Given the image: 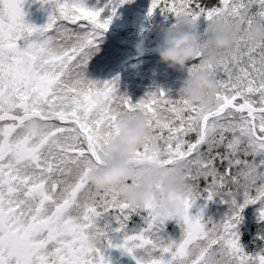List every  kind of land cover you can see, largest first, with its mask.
Instances as JSON below:
<instances>
[{
	"label": "snow or ice",
	"instance_id": "obj_1",
	"mask_svg": "<svg viewBox=\"0 0 264 264\" xmlns=\"http://www.w3.org/2000/svg\"><path fill=\"white\" fill-rule=\"evenodd\" d=\"M37 2L52 10L40 28L25 23V0H0V264H110L105 253L113 248L135 264H264V251L247 253L238 232L248 205L260 203L264 221V43L254 46L242 34L215 67L202 62L211 22L229 12L246 31L264 20V0H219L211 9L200 0H152L149 17L159 9L175 19H204L200 58L188 72L204 71L218 85L210 110L162 89L133 103L119 92V77L88 79L111 17L87 0ZM129 2L109 0L112 16ZM138 112L148 122L146 143L155 136L168 154L162 164L188 166L179 241L167 235L168 220L152 202L133 208L118 189L87 182L103 166L115 125ZM137 156L146 153L138 149ZM217 198L231 212L223 222L189 214L197 201L207 207ZM133 216L137 227H130Z\"/></svg>",
	"mask_w": 264,
	"mask_h": 264
},
{
	"label": "clouds",
	"instance_id": "obj_2",
	"mask_svg": "<svg viewBox=\"0 0 264 264\" xmlns=\"http://www.w3.org/2000/svg\"><path fill=\"white\" fill-rule=\"evenodd\" d=\"M160 43L152 49L159 61L168 69L184 71L190 62L200 58L202 36L199 23L187 16L175 19V26L158 28ZM208 40L204 43L205 65L216 66L221 53H227L235 45L236 37L244 38L254 46L264 43V20L257 19L246 31L241 23L230 18L229 12H222L206 29ZM146 39L141 37L136 44L137 54L143 55ZM219 91L215 80L206 72L189 74L176 92L177 98L198 103L210 110ZM29 129L37 135L40 129L30 122ZM116 139L108 142L102 149L103 166L93 169L87 182L94 189H118V196L133 208H143L152 202L158 215L168 221H178L184 212V196L188 184V166L182 160L165 167L162 161L168 159L159 139L153 136L150 143L148 122L143 113L121 119L114 128ZM138 149L146 153L138 157ZM196 160V164H200ZM139 177L137 180L136 178Z\"/></svg>",
	"mask_w": 264,
	"mask_h": 264
},
{
	"label": "trees",
	"instance_id": "obj_3",
	"mask_svg": "<svg viewBox=\"0 0 264 264\" xmlns=\"http://www.w3.org/2000/svg\"><path fill=\"white\" fill-rule=\"evenodd\" d=\"M89 2L90 8L103 9V18L112 16V7L108 6L109 0H89ZM151 3L152 0H131V2L117 7L121 8L118 9L124 15L130 14L133 9L141 10L148 15ZM200 3L207 9L216 6L212 3V0H200ZM174 24L175 17L165 16L157 9L153 16L149 17L148 34L161 35L158 28H168ZM199 25L200 31L203 32L206 26L203 18L199 21ZM126 32V29L113 32L108 27L101 40L98 41V50H94L88 62L86 68L87 78L103 83L119 77V92L126 94L133 103L156 89L164 90L173 99L177 98L176 92L188 77V68L193 62H190L188 68L184 71L168 69L166 65L159 61V57L153 53L152 49H144L143 55L137 54L133 38ZM121 38L130 42V46L126 45V49L134 52L132 58H119L117 53L112 52V46H119ZM122 47L124 48L123 45ZM121 62L123 63L121 64ZM191 138L194 139L195 137L192 136ZM220 170L223 171V168L221 167Z\"/></svg>",
	"mask_w": 264,
	"mask_h": 264
},
{
	"label": "flooded vegetation",
	"instance_id": "obj_4",
	"mask_svg": "<svg viewBox=\"0 0 264 264\" xmlns=\"http://www.w3.org/2000/svg\"><path fill=\"white\" fill-rule=\"evenodd\" d=\"M36 5L37 0H25V3L23 5L25 23L33 25L35 27L38 25H36L35 21L38 19V15L40 14L34 10L36 8ZM42 22V24H44L46 23V20ZM81 23L86 22L81 21ZM71 26L74 27V25ZM218 167H220L219 164ZM200 186L201 188H203V180L200 181ZM241 196L242 195L236 197L237 207L243 204V197L240 198ZM203 204V200L197 201V206L190 209L189 214L191 216H196L201 211H203L205 219H211L214 223H221L225 220L226 217H229L231 215L228 205L221 203L218 198L213 202L207 203V207H203ZM260 209L261 204L257 203L255 205H248L247 207L243 208V212H240V216L242 217L241 222L238 225L240 244L241 247L250 254L264 251V239H261V237H264V221L259 219ZM140 224V218L138 216H133L132 220L130 221V227H137ZM165 232L173 240L179 241L182 234L181 225L177 221H167L165 224ZM105 256L109 259L110 264H135L131 257L122 254L115 248L109 249L105 253Z\"/></svg>",
	"mask_w": 264,
	"mask_h": 264
},
{
	"label": "rangeland",
	"instance_id": "obj_5",
	"mask_svg": "<svg viewBox=\"0 0 264 264\" xmlns=\"http://www.w3.org/2000/svg\"><path fill=\"white\" fill-rule=\"evenodd\" d=\"M89 3H90L89 0H87V5ZM212 3H214V5L216 4V6L213 7L219 6V0H212ZM88 7L90 6L88 5ZM118 8L121 9L120 7H117L115 9V13H116L115 16H111V24L109 25V29L111 31L117 32V31H124V29H126L127 30L126 33L130 35L131 38H133L135 48L138 40L141 37H144L146 39L145 49H153L156 47L157 44L160 43L161 35L148 34L149 17L145 12L141 10L133 9L130 14L124 15V13L120 12ZM34 10L37 13L41 14L38 15V19L35 21L36 25L38 24L36 27L37 28L44 27L48 22V18L51 14L52 11L51 6L42 5L39 2H37L36 8ZM45 20L46 23L42 24L43 23L42 21ZM122 45L124 46V48L122 47L123 49L121 48ZM126 45L130 46V42L125 41L124 38H121L119 42V46L118 45L112 46V52L117 53L119 55V58H124V59L132 58L134 56V52L126 49ZM122 63L123 62H121V64Z\"/></svg>",
	"mask_w": 264,
	"mask_h": 264
},
{
	"label": "water",
	"instance_id": "obj_6",
	"mask_svg": "<svg viewBox=\"0 0 264 264\" xmlns=\"http://www.w3.org/2000/svg\"><path fill=\"white\" fill-rule=\"evenodd\" d=\"M243 212V211H242ZM241 215V214H240Z\"/></svg>",
	"mask_w": 264,
	"mask_h": 264
}]
</instances>
